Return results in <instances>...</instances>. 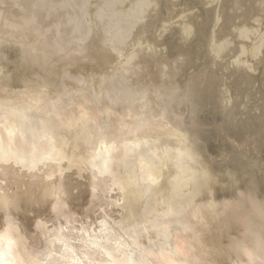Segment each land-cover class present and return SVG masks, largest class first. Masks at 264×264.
Segmentation results:
<instances>
[{
	"label": "bare ground",
	"instance_id": "6f19581e",
	"mask_svg": "<svg viewBox=\"0 0 264 264\" xmlns=\"http://www.w3.org/2000/svg\"><path fill=\"white\" fill-rule=\"evenodd\" d=\"M253 6L0 0V214L41 264H264V216L237 211L264 202V86L236 70L230 103L217 74L264 58ZM196 149L226 183L189 178Z\"/></svg>",
	"mask_w": 264,
	"mask_h": 264
},
{
	"label": "rangeland",
	"instance_id": "374dc122",
	"mask_svg": "<svg viewBox=\"0 0 264 264\" xmlns=\"http://www.w3.org/2000/svg\"><path fill=\"white\" fill-rule=\"evenodd\" d=\"M254 1H256V0H250V2H254ZM199 3V1L197 2L196 1V4L195 5H197ZM178 4V3H177ZM183 4V3H182ZM202 4V5H201ZM199 3V6L197 5L196 7L197 8H195L194 9V11H193V13H195V14H199L200 15V17H202L203 18V15H204V17L207 15V13L211 10L210 8H208V7H211L212 8V6L213 5H215L216 4V2H213L212 3V6L211 5H209V4H204V3ZM202 6V7H201ZM205 7H207V8H205ZM214 7V6H213ZM179 8V9H178ZM178 10H176L175 12H173L172 13V16L174 15V19H173V21H171L170 22V20H168L169 22H168V24H169V26H171V27H173V31L175 30V31H177L181 26H182V22H183V19H185L184 21H187V18H186V16L187 15H189V12H182V10H183V6H178ZM203 8V10H201ZM255 8H256V10H255ZM250 9H252L253 11H252V13L248 16V18L246 17V19L245 20H247V22H249V23H252V22H254V21H256L257 19H259V15L261 14H263L264 13V8H261L260 10H259V7L258 6H253V7H251ZM43 10H45L44 8H43ZM181 10V11H180ZM178 11H180L181 13L180 14H177L178 13ZM198 11V12H197ZM212 11V10H211ZM204 13V14H203ZM185 16H184V15ZM202 14V15H201ZM45 15V12L43 11L42 12V16L41 17H43ZM176 15V16H175ZM256 15V16H255ZM252 16V17H251ZM185 17V18H184ZM251 19H250V18ZM168 18V17H167ZM166 18V19H167ZM188 18H189V16H188ZM248 19H250V21H248ZM41 20V19H40ZM147 20V17H146V19L144 18V19H142V21H143V23H144V21H146ZM263 20V19H262ZM141 21V22H142ZM174 21H176V22H174ZM140 22V23H141ZM174 22V23H173ZM181 22V23H180ZM171 23H173V24H171ZM183 23H186V22H183ZM263 23H264V20H263ZM180 24V25H179ZM167 30V32H169L170 31V29H166ZM161 31V30H160ZM172 31V32H173ZM171 32V33H172ZM29 33V31L27 32V33H24L23 32V34H28ZM161 33H162V31H161ZM181 33V32H180ZM163 34V33H162ZM169 34V33H168ZM158 35H160V36H162L161 34H160V32L157 34L156 33V38L155 39H160V36H158ZM171 36H172V34H169V36L168 37H170L171 38ZM176 37L178 36V35H175ZM179 37V36H178ZM170 38H162V40H161V42H163V43H169V45H171L170 44V42H171V39ZM158 39V40H159ZM128 40L130 41L131 40V37H129L128 38ZM158 40H156L157 41V43H158ZM165 40H168V41H165ZM170 40V41H169ZM39 41L41 42V43H48L47 42V40H46V37H43V36H41L40 38H39ZM160 42V40H159V43H161ZM172 43V42H171ZM81 44H84V42H81ZM58 47V45L56 44V42L54 41L53 43H52V48L53 49H56ZM179 55V56H178ZM176 54V56H175V58L176 59H178L179 60V57L181 58V55L180 54ZM95 57V56H94ZM71 59V60H73V63H74V61H76V59L73 57V55L71 54L67 59ZM249 58V56H247L246 57V59H248ZM93 58H91V57H89L87 60H86V64H81V63H78V65H79V67H76V66H74V68L75 69H71V71L70 72H68V73H70L72 76H76L77 75V78H78V75L79 74H83V75H79V78L80 79H86V85L88 84V82L89 81H91V79H93V77H96V75L98 74L97 72L98 71H100V70H102V67L98 64V58L96 57V61H94L95 59H93ZM229 59V60H228ZM91 61V62H90ZM221 61H223L222 62V66H221V68L220 67H218V69H219V71H223V72H225V76H224V79H226V77H227V75H229V78H228V80H227V86H226V88H225V90H227L228 89V97H229V100H230V103H234L235 101L237 102V101H239L240 99L236 96V94H235V91L233 90L234 89V87L232 86L233 85V78H232V76H231V73H233L234 71H240L239 72V74L238 75H240V77H242V75L243 76H249L250 78H252V76H253V78H255L256 79V75H257V77H258V79H257V82H262V83H259V84H257V86L255 85V91L257 90L256 89V87L258 88L260 85L261 86H264L263 84H264V80H262L264 77L262 76V75H264L263 73H264V58H262L260 61H257V60H255L253 63H252V65H254V68L256 67L257 68V71L255 72V71H250V70H248V69H246V67H247V65L245 64V63H237V64H235L234 63V60L233 59H230V58H226V57H224V59L223 60H221ZM225 61V62H224ZM228 61H229V63H228ZM64 62V61H63ZM217 62H219L218 60H217ZM257 62V63H256ZM259 62V63H258ZM226 63L228 64V65H226ZM231 63V64H230ZM225 65V66H224ZM256 65V66H255ZM227 66H228V68H227ZM233 66H235V67H233ZM259 66V67H258ZM85 67V68H84ZM96 67H100L99 69L98 68H96ZM230 67H231V70H230ZM77 68H78V70H77ZM81 68V69H80ZM235 69V70H234ZM73 70H74V72H73ZM83 70V71H82ZM86 70H88V71H86ZM77 71V72H76ZM92 71H93V73H92ZM108 71H110V70H108ZM222 71L219 73L218 71H217V74H219V76L220 77H222L224 74L222 73ZM73 72V73H72ZM79 72V73H78ZM95 72V73H94ZM259 73H261V74H259ZM86 75V76H85ZM62 78H63V76H64V74H61L60 75ZM260 76V77H259ZM263 77V78H262ZM231 78H232V80H231ZM260 80V81H259ZM229 83H231V84H229ZM232 87V88H231ZM258 89H261L262 90V94H259V97H261L262 96V98L264 99V93H263V87H259ZM249 89H247V91H248ZM252 92H255V91H253V88L252 89H250ZM260 90V91H261ZM261 95V96H260ZM262 98H258V100H256V101H254L253 103H254V105L255 106H258L259 104H261V102H263V99ZM258 103V104H257ZM188 225H190V223H188Z\"/></svg>",
	"mask_w": 264,
	"mask_h": 264
},
{
	"label": "clouds",
	"instance_id": "9594fccd",
	"mask_svg": "<svg viewBox=\"0 0 264 264\" xmlns=\"http://www.w3.org/2000/svg\"><path fill=\"white\" fill-rule=\"evenodd\" d=\"M194 151L193 156L183 157V170L189 175L190 179L197 180L211 176L216 182V187H220L221 184L227 182V177L217 175L205 159L200 157L199 151L197 149ZM237 211H247L249 214L264 216V202L254 204L249 209L240 206ZM0 261H2V264H41L34 253L29 251L28 245L21 236H18L15 230L9 228L3 214H0Z\"/></svg>",
	"mask_w": 264,
	"mask_h": 264
}]
</instances>
